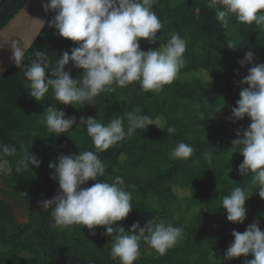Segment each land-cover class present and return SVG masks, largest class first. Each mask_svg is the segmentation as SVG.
I'll return each mask as SVG.
<instances>
[{"label":"trees","instance_id":"trees-1","mask_svg":"<svg viewBox=\"0 0 264 264\" xmlns=\"http://www.w3.org/2000/svg\"><path fill=\"white\" fill-rule=\"evenodd\" d=\"M25 1L0 0V29ZM152 11L163 27L155 44L139 41L141 50L166 44L173 33L187 42L184 67L159 92H144L135 82L114 92H101L92 104L72 106L57 103L50 89L38 101L42 107L37 111L38 102L28 94L25 66L36 51H43L49 62L46 75H50L61 53L77 46L48 27L54 12L25 54L22 66L15 65L0 76V143L16 149L14 155L0 159V163L7 161L10 169L0 173V264H120L110 255L111 237L103 234V226L95 227V235L78 224L53 228L51 209L40 207V201L51 199L59 190L58 183L50 178L53 170L49 163L60 154L79 151H93L106 165L103 178L89 180L82 187L122 177L125 190L131 194L132 211L113 227L127 231L135 222L143 226L155 218L182 229L176 245L163 255L141 240V254L133 264H243L253 258L249 254L223 259L233 230L243 233L257 220L264 231V200L258 196L252 176L239 174L243 156L238 147H231L237 131L242 138L251 121L247 116L238 121L230 119L239 92L247 87L238 82L248 68L264 64V25L240 23L232 16L225 28L217 20L215 8L209 7V0H157ZM229 42L236 48H228ZM248 51L254 52V60L241 67L238 61ZM65 71L75 79L83 70L70 61ZM49 105L65 111L66 116H75L77 123L59 135L49 132L43 113ZM136 107L155 125L126 135L103 152H96L84 125L77 127L82 116L102 124L119 116L127 132V114ZM169 127L175 128L174 134L168 132ZM179 142L194 148L189 159L171 155ZM207 148H212L211 162L204 156ZM26 150L41 161L40 166L30 165L17 172V163ZM236 187L251 195L245 202L246 218L241 224L227 221L222 207L223 197ZM18 210L25 212L23 222L16 218ZM115 234H119L118 227Z\"/></svg>","mask_w":264,"mask_h":264},{"label":"clouds","instance_id":"clouds-1","mask_svg":"<svg viewBox=\"0 0 264 264\" xmlns=\"http://www.w3.org/2000/svg\"><path fill=\"white\" fill-rule=\"evenodd\" d=\"M157 0H48L42 7L47 12L55 13L48 22L54 27L55 34L73 41L77 46L63 51L56 66L49 70V62L43 51H36L35 58L25 66L24 76L29 82L28 94L35 101H41L50 89L57 103L63 105L92 104L101 92H114L117 87L124 88L138 82L142 91L162 90L171 83L185 65L184 53L187 42L179 33L170 35L166 44L147 51L140 49L139 41L149 44L157 42V33L163 25L152 11ZM209 7L215 8L216 18L222 26L228 27V18L244 24L264 25V0H209ZM39 21V20H38ZM41 22V21H40ZM44 23L41 22V25ZM230 49L236 48L231 42ZM12 56L17 67L22 66L24 51L13 41ZM254 60V52L248 51L238 63L243 67ZM72 62L73 67L82 69L79 78H72L65 66ZM209 75V74H208ZM242 87L236 106L231 109L233 121L247 116L251 123L242 132L237 131V138L231 141V147H238L243 161L238 166L242 176H252V184L258 190V196L264 200V64H255L248 68L247 75L238 82ZM220 111V109H219ZM44 113V122L49 132L59 134L69 131L77 123L75 116H66L65 111L49 105ZM127 132L119 116L107 124L98 122L89 116L80 117L91 138L96 152H103L131 136L136 130H145L155 125L149 115H142L139 107L127 114ZM169 127V133H175ZM57 135V136H58ZM212 148L204 152L205 159L211 162ZM15 147L0 143V159L14 155ZM194 148L179 142L171 155L176 159H189ZM41 161L26 150L18 161L16 171L29 166L39 167ZM7 161L0 163V173L10 172ZM53 170L51 179L58 183V193L51 199L39 202L42 209H51L53 228L69 227L74 224L86 226L92 235L95 227L103 226L104 235L111 237L110 255L119 259L120 264H133L140 256V241L163 255L174 247L182 235L180 227L168 224L164 219L152 218L143 226L133 223L125 231L119 228L115 234V222L122 221L132 211L131 194L124 188L122 177H116L111 183L96 182L84 188L89 180L97 181L106 174V165L93 151L78 154H60L57 160L49 163ZM251 195L241 187L234 188L222 199L229 222L241 224L246 218L245 202ZM254 220L243 233L233 230L232 242L228 245L224 260L252 255L243 264H264V231Z\"/></svg>","mask_w":264,"mask_h":264},{"label":"water","instance_id":"water-1","mask_svg":"<svg viewBox=\"0 0 264 264\" xmlns=\"http://www.w3.org/2000/svg\"><path fill=\"white\" fill-rule=\"evenodd\" d=\"M47 2L48 0H26L20 10L0 29V76L15 66L11 59L12 42L25 50V56L41 35L53 12H46L42 7ZM40 21L44 24L41 25Z\"/></svg>","mask_w":264,"mask_h":264},{"label":"rangeland","instance_id":"rangeland-1","mask_svg":"<svg viewBox=\"0 0 264 264\" xmlns=\"http://www.w3.org/2000/svg\"><path fill=\"white\" fill-rule=\"evenodd\" d=\"M37 111H39L40 109H41V104L38 102V105H37ZM16 218H17V220H18V222H23L24 220H25V212L24 211H22V210H18L17 212H16Z\"/></svg>","mask_w":264,"mask_h":264}]
</instances>
